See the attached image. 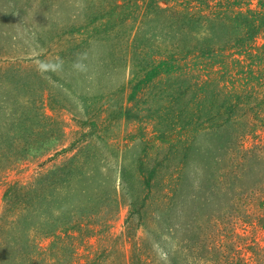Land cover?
I'll return each mask as SVG.
<instances>
[{
    "label": "rangeland",
    "instance_id": "rangeland-1",
    "mask_svg": "<svg viewBox=\"0 0 264 264\" xmlns=\"http://www.w3.org/2000/svg\"><path fill=\"white\" fill-rule=\"evenodd\" d=\"M0 264H264V0H0Z\"/></svg>",
    "mask_w": 264,
    "mask_h": 264
},
{
    "label": "trees",
    "instance_id": "trees-1",
    "mask_svg": "<svg viewBox=\"0 0 264 264\" xmlns=\"http://www.w3.org/2000/svg\"><path fill=\"white\" fill-rule=\"evenodd\" d=\"M247 37V36H246Z\"/></svg>",
    "mask_w": 264,
    "mask_h": 264
}]
</instances>
